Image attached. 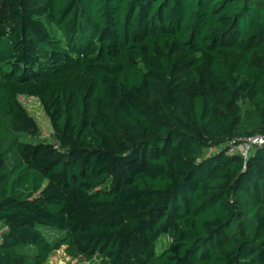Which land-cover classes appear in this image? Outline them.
I'll return each mask as SVG.
<instances>
[{
    "label": "trees",
    "instance_id": "obj_1",
    "mask_svg": "<svg viewBox=\"0 0 264 264\" xmlns=\"http://www.w3.org/2000/svg\"><path fill=\"white\" fill-rule=\"evenodd\" d=\"M255 134L264 0H0V264H264Z\"/></svg>",
    "mask_w": 264,
    "mask_h": 264
},
{
    "label": "rangeland",
    "instance_id": "obj_2",
    "mask_svg": "<svg viewBox=\"0 0 264 264\" xmlns=\"http://www.w3.org/2000/svg\"><path fill=\"white\" fill-rule=\"evenodd\" d=\"M19 101L26 108L27 112L33 116L40 127V137L53 142L52 129L47 115L44 113L43 108L38 100L34 96L19 95ZM19 139L25 142H35L36 137L29 134L20 133ZM49 232V231H48ZM48 232H46L48 234ZM50 236L52 234L50 233ZM169 242V238L165 235L161 236L156 243V252L162 251ZM83 261L84 263H81ZM97 263V261H95ZM93 262H86V260L76 259L75 257L69 255L64 246L57 249L52 253L47 261V264H92Z\"/></svg>",
    "mask_w": 264,
    "mask_h": 264
},
{
    "label": "built area",
    "instance_id": "obj_3",
    "mask_svg": "<svg viewBox=\"0 0 264 264\" xmlns=\"http://www.w3.org/2000/svg\"><path fill=\"white\" fill-rule=\"evenodd\" d=\"M264 144V135L255 134L237 139H230L226 142V148L229 153L240 154L243 158H247L256 146Z\"/></svg>",
    "mask_w": 264,
    "mask_h": 264
}]
</instances>
